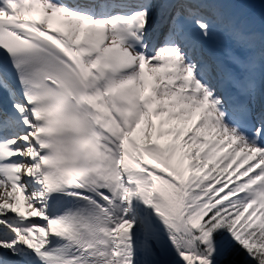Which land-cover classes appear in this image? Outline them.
<instances>
[{
    "label": "snow or ice",
    "instance_id": "6c2138e0",
    "mask_svg": "<svg viewBox=\"0 0 264 264\" xmlns=\"http://www.w3.org/2000/svg\"><path fill=\"white\" fill-rule=\"evenodd\" d=\"M258 94L209 0H0V264H264Z\"/></svg>",
    "mask_w": 264,
    "mask_h": 264
},
{
    "label": "trees",
    "instance_id": "16d2710c",
    "mask_svg": "<svg viewBox=\"0 0 264 264\" xmlns=\"http://www.w3.org/2000/svg\"><path fill=\"white\" fill-rule=\"evenodd\" d=\"M245 30L255 32L258 35H264V15H257L254 17H246L244 20L239 24ZM259 46V41H257ZM244 259V253L241 252L239 256L236 257V260L242 261Z\"/></svg>",
    "mask_w": 264,
    "mask_h": 264
},
{
    "label": "rangeland",
    "instance_id": "374dc122",
    "mask_svg": "<svg viewBox=\"0 0 264 264\" xmlns=\"http://www.w3.org/2000/svg\"><path fill=\"white\" fill-rule=\"evenodd\" d=\"M229 1H231V0H229ZM250 2V0H242V1H240V5L242 6V8H246L247 6H248V3ZM263 2H264V0H263ZM225 7L227 8L228 7V3L227 4H225ZM221 32H223L222 30H217L215 33H214V35L210 38V41H211V43L214 45V46H216V45H224L225 44V41H226V38H227V36L224 34V32L223 33H221ZM233 46H235V48H233L232 50L237 54V55H239V56H241V57H243V52H242V49L243 48H240V47H238V46H236L235 44L233 45ZM247 54V53H246ZM245 57V56H244ZM258 103V101H257V99H254L253 100V106H255V103ZM256 107V106H255ZM259 107V103H258V105H257V108Z\"/></svg>",
    "mask_w": 264,
    "mask_h": 264
},
{
    "label": "bare ground",
    "instance_id": "6f19581e",
    "mask_svg": "<svg viewBox=\"0 0 264 264\" xmlns=\"http://www.w3.org/2000/svg\"><path fill=\"white\" fill-rule=\"evenodd\" d=\"M158 36H159V34H158ZM158 36H157V37H158Z\"/></svg>",
    "mask_w": 264,
    "mask_h": 264
}]
</instances>
